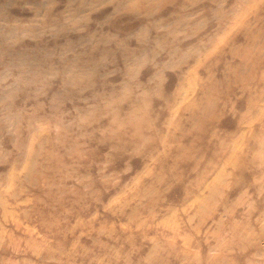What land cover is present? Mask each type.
<instances>
[{"label":"rangeland","instance_id":"1","mask_svg":"<svg viewBox=\"0 0 264 264\" xmlns=\"http://www.w3.org/2000/svg\"><path fill=\"white\" fill-rule=\"evenodd\" d=\"M0 264H264V0H0Z\"/></svg>","mask_w":264,"mask_h":264}]
</instances>
